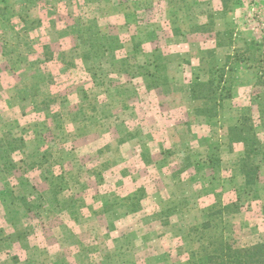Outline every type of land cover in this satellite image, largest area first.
<instances>
[{"label": "rangeland", "instance_id": "obj_1", "mask_svg": "<svg viewBox=\"0 0 264 264\" xmlns=\"http://www.w3.org/2000/svg\"><path fill=\"white\" fill-rule=\"evenodd\" d=\"M262 56L264 0H0V264H195L192 229L231 204L213 234L264 244Z\"/></svg>", "mask_w": 264, "mask_h": 264}, {"label": "trees", "instance_id": "obj_2", "mask_svg": "<svg viewBox=\"0 0 264 264\" xmlns=\"http://www.w3.org/2000/svg\"><path fill=\"white\" fill-rule=\"evenodd\" d=\"M259 63L263 66H258L259 71L256 75L255 84L264 86V56L261 57ZM218 72L223 74V70L221 69ZM215 81L214 75L208 73V80L206 82L194 83V87H192L190 92L192 96L203 101L204 107L197 109V113L204 114L208 118L217 114V107H219L221 100L218 96L215 98L211 97L215 96L219 89ZM200 89L205 91L206 94L200 95ZM228 90L226 88L225 98L222 97V100L229 98L230 93ZM210 111H212L211 114ZM228 133L230 134L231 142L241 143L245 147V154H243L244 157L241 159L239 172L244 178L245 188L253 191L257 183L259 171V165L255 161L261 154L260 141L256 136L254 126L253 124L239 121L228 129ZM6 144L7 149L11 152L24 148L22 139L11 138V136H9ZM129 202L130 199L127 204L123 202L119 206L125 209L129 208V206L133 207ZM231 207L234 208L237 205H226L217 211L213 208L208 209L202 223L192 229V232L197 236L199 244L195 254L197 257L195 264H264V244L257 243L251 246L236 247L222 235L213 234L214 229L218 227L216 218L221 217ZM135 209L134 207L132 210ZM262 220L264 224V204L262 206Z\"/></svg>", "mask_w": 264, "mask_h": 264}]
</instances>
